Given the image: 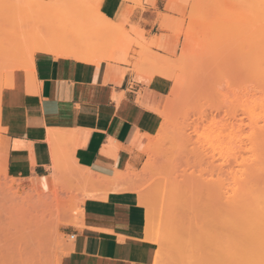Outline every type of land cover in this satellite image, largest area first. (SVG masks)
Returning a JSON list of instances; mask_svg holds the SVG:
<instances>
[{
	"label": "crops",
	"instance_id": "0c3cea01",
	"mask_svg": "<svg viewBox=\"0 0 264 264\" xmlns=\"http://www.w3.org/2000/svg\"><path fill=\"white\" fill-rule=\"evenodd\" d=\"M87 1L93 20L97 10L104 21L86 46L93 57L59 54L52 42L2 91L0 164L39 214L21 220L29 226L27 254L40 257L38 264H152L146 212L125 176L144 162L154 136L147 116L161 122L171 81L134 42L154 41L152 52L168 56L181 41L175 20L192 0ZM66 198L74 212L43 217Z\"/></svg>",
	"mask_w": 264,
	"mask_h": 264
},
{
	"label": "rangeland",
	"instance_id": "374dc122",
	"mask_svg": "<svg viewBox=\"0 0 264 264\" xmlns=\"http://www.w3.org/2000/svg\"><path fill=\"white\" fill-rule=\"evenodd\" d=\"M263 6V0H192L181 18L175 20L179 29L176 34L181 41L168 56L152 52L153 45L156 47L154 41L147 43L140 37L141 42H134L141 52L149 55L146 60L150 66L171 81L167 104L160 111L161 122L154 114L147 116L146 132L154 136L144 150V162L138 171L130 173L131 177L126 175L128 180H133L132 189L148 214L151 229L144 238L150 243L145 239L144 244L153 251L155 262L152 264H206L207 260V264H220L235 254V250L229 253L232 246L221 254L211 245V237L195 235V229L202 225L200 206H213L219 201L218 197L213 196L216 198L213 205L205 201L200 206L197 204V208L184 210L177 203L181 193L178 190L184 187L178 190L172 187L169 172L177 171V181L182 182L185 179L182 177L191 173L197 175L201 170L207 180H213L214 195L221 181L228 183L227 172L236 175V179L239 177V181L244 179L245 173L251 175L253 183H250H261L264 133H260L263 139L256 138L254 133V139L249 127L258 121L264 129ZM92 14L93 7L87 0H63L58 6L50 0H0V89L3 88L0 92L8 79L12 80L17 65L25 68L34 53L45 51L35 50L44 36L36 34L39 26L44 25L43 29L46 25L51 29L59 27L60 31L46 42L53 40L60 47L93 57L86 46L91 36L101 34L104 21L97 10L98 22L93 20ZM98 23L101 26L97 27ZM62 24H67L69 31ZM94 28L97 33L91 35ZM57 35H65V38L62 36L61 40ZM55 37L59 41L54 40ZM31 50L34 53L28 59L27 51ZM156 79L161 87L163 82ZM230 123L244 129L243 134L237 133L238 128L232 131L233 128L228 127ZM262 129L260 132H264ZM191 149L196 152L192 154ZM200 155L205 160L201 167L194 162ZM209 161L212 165L206 167ZM13 183L4 175L0 164V264H38L40 257L27 254L29 242L23 235L29 231V226L21 222L39 214L27 203L28 194H17ZM233 184L229 182V186L234 187ZM53 200H57V193ZM69 201L66 198L57 203V207L46 210L43 217L62 209L74 212ZM219 204L220 201L214 208ZM194 218L198 219L197 224ZM232 261L241 264L227 260L228 264Z\"/></svg>",
	"mask_w": 264,
	"mask_h": 264
},
{
	"label": "bare ground",
	"instance_id": "6f19581e",
	"mask_svg": "<svg viewBox=\"0 0 264 264\" xmlns=\"http://www.w3.org/2000/svg\"><path fill=\"white\" fill-rule=\"evenodd\" d=\"M51 4H53V3H51ZM53 19H55V18H53ZM41 24H43V22ZM38 25H40V24L38 23ZM43 26H42V28L39 26V30L37 29L38 30L37 33L34 32L37 34V36H41L42 34H44V36L42 35L43 40L38 41L39 44L36 46L35 50H38V49H43L45 51L49 50L51 48V46H54V44H52L53 38L52 39L50 38L52 41L50 39H48L51 41V43L46 42L47 38L51 37V35H53L54 33L56 34L57 33L56 31H58V32L60 31V30H57V28L59 29V27H56V28L53 27L54 29H51L52 27L46 25V27H44L45 29H43ZM62 26L64 29L65 28L67 29V27H66L67 24L65 26L62 24ZM40 28H41V30H40ZM61 31H64V30H61ZM59 34H61V33H59ZM87 35H88V37L90 36L89 34H87ZM91 35H93V32ZM62 36L57 35L56 37L62 38ZM56 37L54 40H58V38L56 39ZM83 37H85V35H83ZM64 38H62L61 40H63ZM85 39H84V41H85ZM72 40L75 41L73 38H72ZM34 47H31V48H34ZM56 49L58 50L57 52L59 54H62L65 56L69 55V56H74L76 58H81V56L78 53H76L74 50H71V49L69 50L66 47L63 49H60V47L56 46ZM51 50H53V49H51ZM54 51H53V53H54ZM33 53H34V50H31L29 52L27 51L28 59L31 58ZM16 67L19 68L20 65H17ZM10 81L11 80L9 78L6 85L4 86L5 89L7 87L13 86V84ZM2 89H0V91ZM0 94H1V92H0ZM1 98H2V96H1ZM186 114H189V113H186ZM0 118H1V115H0ZM262 121L264 123V119H262ZM231 126H233V127H231ZM228 127L233 128L232 131L234 129L238 128L239 129V130H237L238 134H243V132H244V129H242L240 127H236L235 125H231V123L228 124ZM263 128H264V126H263ZM249 129H251L253 131V132L251 131L252 136H254V133L256 134L255 135L256 138L261 137L260 133L262 135L264 133V132H260V130L262 128H261L260 124L258 123V121L251 124ZM262 130H264V129H262ZM251 134H250V137H252ZM255 136L253 137L254 139H255ZM250 140H252V138ZM192 149L190 152L194 153L195 150L193 151ZM230 155H232L234 157L233 154H230ZM203 157L204 156H201V155L196 157L194 160L195 165L197 163L201 167L205 163V160L203 159ZM209 162H206V167L209 164H210V166L212 165V162H210V163ZM171 170H173V169H171ZM257 172H259V170ZM260 172H263V178H262L260 184H256V183L252 184L253 180H252V177H250L251 175L246 176V175H244L245 173H243L244 179L240 180L241 181L240 182L238 179L239 178L238 176H237L238 178L236 179V175L233 176L232 172H227L228 178L226 177V181L228 183L225 184L223 181H221L220 185L218 186V189H215V191L218 192V193L215 192V195H214V190H213L214 189L213 180H210V179L207 180L204 176V172L202 173L201 170L198 172L197 175H194L191 173V175L188 174L189 176L182 177V178H185L182 182L177 181V179L179 178V176L177 175V171L169 172L170 173L169 174V182H170L169 184L172 187L174 186L177 190L180 189L181 187H184V190H182V191L178 190V192H181V193H180V199L177 202L178 205L181 208H183L184 210L186 209V211H188L192 207L197 208L198 205L199 206L201 205L200 203H202V202L205 203V201H206V203L207 202L212 203L214 201L213 199H216L218 197V199H216V200L220 201V204L218 205V207L214 208V205L219 203V201L216 202V200L214 201V202H216V204L213 205V203H212L213 206L207 205V204H205V205H207L206 208L205 207L202 208L204 206V204L200 206V211L198 210V213L200 215L202 225L200 227L198 225H197L198 227L196 226L197 228L195 229V235L200 236L202 238H204V237L206 238L207 236L209 238L211 237L210 238L212 241L211 245L214 246L219 252H221V254H222V252L223 253L228 252L226 250V248H228V247L231 248V246H232V249L229 250V253H231L232 251L235 250V254L232 253L234 256H233V258L232 257L231 258L235 261L240 262L241 264H264V170L260 171ZM210 176L212 177V173L210 174ZM231 176H232V178L234 177L235 179H229V178H231ZM245 178H246V181H245ZM125 179H127L126 176H125ZM233 180H234V182H233ZM229 182H232V184L234 183L236 185V187L239 184L238 188H236L234 184H233L234 187L229 186ZM250 182H252V183H250ZM221 183H222V185H221ZM223 184L226 185L227 187L223 188V186H224ZM228 186H229V189H228ZM222 190H223V192L226 190V193L225 192L223 193ZM227 190H229L230 193L233 191L231 193V195H229L230 193H229V191L227 192ZM53 196L55 197V193L53 194ZM138 196H137V201L139 204H141L140 197H138ZM213 196L216 198H213ZM145 214L146 215H145L144 231H145V234L148 235L147 233L149 232V230L151 228H150V222L148 221V218H147V215H148L147 212ZM192 215H194V214H192ZM195 219L196 218H194L193 220L195 221ZM197 220L198 219H196V221H195L196 224H197ZM214 239H216V240H214ZM147 240L148 239H146V241ZM225 241L227 242V246H225ZM148 243H150V241ZM154 257H155V253H154ZM223 257H224V255L222 256V258ZM201 258H202V256H201ZM222 258H220V260H222ZM228 258L229 259H227V257H226L227 260H232L230 258V256ZM153 260H155V258H153ZM220 260L219 261L217 260L218 263L220 262ZM224 260H222L220 262V264H228L227 260H225V262L223 263ZM217 261H216V263H217ZM153 262H155V261H153ZM207 262H208V260H207ZM207 262H206V264H207ZM230 264H233V261L230 262Z\"/></svg>",
	"mask_w": 264,
	"mask_h": 264
}]
</instances>
